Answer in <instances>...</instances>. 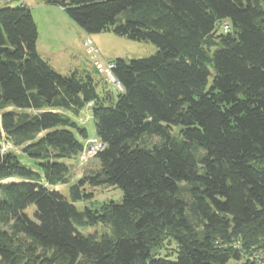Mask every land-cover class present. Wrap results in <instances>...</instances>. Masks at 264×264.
<instances>
[{"label":"trees","instance_id":"obj_1","mask_svg":"<svg viewBox=\"0 0 264 264\" xmlns=\"http://www.w3.org/2000/svg\"><path fill=\"white\" fill-rule=\"evenodd\" d=\"M54 3L89 35L157 52L112 61L122 91L102 97L96 71L62 75L42 58L30 8L0 7V131L38 167L0 145L1 264H255L232 234L264 250V0ZM90 104L100 171L69 200L46 184L69 183L64 160L89 135L66 113ZM87 184L120 188L123 201L79 211ZM97 225L108 227L100 238L78 230ZM168 238L176 257L155 256Z\"/></svg>","mask_w":264,"mask_h":264},{"label":"rangeland","instance_id":"obj_2","mask_svg":"<svg viewBox=\"0 0 264 264\" xmlns=\"http://www.w3.org/2000/svg\"><path fill=\"white\" fill-rule=\"evenodd\" d=\"M4 1L5 0H0V7H18L20 5H25L30 8L38 27L39 35L37 48L41 54L52 59L56 68L55 70L58 73L68 75L71 71H74V69H78L79 71L88 70L93 73L96 71L97 74L94 75H96L95 77L99 83L97 89L102 97L108 98V96L111 95L117 99L118 94L122 91L121 86L115 81V79H111L104 72L103 69L106 63L117 59L133 60L147 58L157 52V47L150 42L135 41L124 36L116 35L113 32L105 31L98 34L88 35L94 39L93 43L100 50L101 62L96 65L94 58L88 51V48L84 45L88 33H84L86 35L85 37L81 36L80 32L84 31L67 15L61 6L54 3V1L58 0ZM211 80L212 79H210V81ZM66 114L73 118L80 127L87 130L89 139L84 143V151L81 154L76 158L64 160V162L70 167L68 184L54 187L48 186L45 182L43 183L46 184L48 188L59 191L71 200V185L100 171V163L97 160L96 155L90 154V150L99 140L96 138V128L91 104L85 107L78 115H74L71 112H67ZM148 141L149 144H152L157 142L158 139L150 138ZM0 145L4 152H12L18 155L24 166L38 170L35 162L30 160V158L22 152V148L16 146L12 139L2 130L0 131ZM84 188L87 194H93V198L75 203V206L79 211H84L86 208L92 210L100 209L104 203L111 201L121 203L124 198L123 191L117 187H93L87 184ZM189 188L190 186L187 184L182 185V190L186 198L189 197ZM35 211V206H32L27 210L29 217L33 220H35ZM78 230L86 236L95 235L100 238L104 232L108 230V227L105 225H97L94 227L78 228ZM244 235L245 234L243 233L232 234V245L242 248L244 253L243 259L252 251H258L260 253L264 252L262 249L250 248L251 242L249 243L247 236ZM177 250V244L168 238L156 250L155 256L174 259ZM44 254L46 256L50 255L49 252L44 253L38 251L36 256H41L40 258H42ZM239 264H243V261Z\"/></svg>","mask_w":264,"mask_h":264},{"label":"built area","instance_id":"obj_3","mask_svg":"<svg viewBox=\"0 0 264 264\" xmlns=\"http://www.w3.org/2000/svg\"><path fill=\"white\" fill-rule=\"evenodd\" d=\"M224 30L227 32L230 30V24L228 22L224 23L223 25ZM85 47L88 48V51L91 53L92 57L95 60L96 65L99 64L100 61V50L99 48L93 43L91 38H86ZM114 68L113 62H108L104 66V72L111 78L114 79L112 74V70ZM104 145L98 141L95 146L92 147L90 150V154L96 155L99 151L103 150ZM247 258L252 260L255 264H264V252L260 253L258 251H252L250 254L247 255ZM0 264H1V257H0Z\"/></svg>","mask_w":264,"mask_h":264},{"label":"crops","instance_id":"obj_4","mask_svg":"<svg viewBox=\"0 0 264 264\" xmlns=\"http://www.w3.org/2000/svg\"><path fill=\"white\" fill-rule=\"evenodd\" d=\"M5 1H11V0H5ZM4 1V2H5ZM85 33V31L84 32H80V34H81V36L82 37H85L86 35L84 34ZM87 34V33H86ZM89 34H87V36H88ZM87 38H91L92 39V41H94V39L91 37V36H88ZM38 49V48H37ZM38 52H39V49H38ZM39 54L42 56V58H44L45 60H47L52 66H53V68L54 69H56L55 68V66H54V63L52 62V59H50L49 57H47L46 55H44V54H41L40 52H39ZM74 68H76V67H74ZM70 70H72V69H70ZM75 70H78V69H74V71ZM71 72H73V71H71ZM14 181H19V180H17V179H10V180H8V181H6V182H14Z\"/></svg>","mask_w":264,"mask_h":264},{"label":"water","instance_id":"obj_5","mask_svg":"<svg viewBox=\"0 0 264 264\" xmlns=\"http://www.w3.org/2000/svg\"><path fill=\"white\" fill-rule=\"evenodd\" d=\"M115 79V78H114ZM115 81L119 84V82L115 79Z\"/></svg>","mask_w":264,"mask_h":264}]
</instances>
